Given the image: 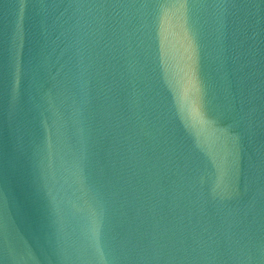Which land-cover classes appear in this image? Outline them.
Wrapping results in <instances>:
<instances>
[{"label":"water","instance_id":"95a60500","mask_svg":"<svg viewBox=\"0 0 264 264\" xmlns=\"http://www.w3.org/2000/svg\"><path fill=\"white\" fill-rule=\"evenodd\" d=\"M0 264H264V0H0Z\"/></svg>","mask_w":264,"mask_h":264}]
</instances>
